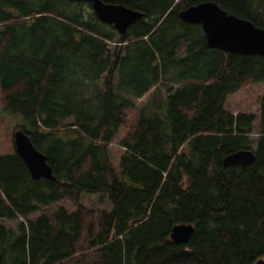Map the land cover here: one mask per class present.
Masks as SVG:
<instances>
[{
    "label": "trees",
    "instance_id": "obj_1",
    "mask_svg": "<svg viewBox=\"0 0 264 264\" xmlns=\"http://www.w3.org/2000/svg\"><path fill=\"white\" fill-rule=\"evenodd\" d=\"M102 1L142 16L119 33L85 12L88 2L0 0V109L15 118L12 150L0 153V264L264 258V92L258 115L226 107L229 94L264 82V56L210 48L201 25L179 17L213 1L264 27V0ZM120 129L116 166L109 146ZM16 130L54 179L31 178ZM238 150L254 160L223 166ZM83 192L111 208L82 206ZM61 200L75 208L47 209ZM179 223L193 226L185 243L170 239Z\"/></svg>",
    "mask_w": 264,
    "mask_h": 264
},
{
    "label": "water",
    "instance_id": "obj_2",
    "mask_svg": "<svg viewBox=\"0 0 264 264\" xmlns=\"http://www.w3.org/2000/svg\"><path fill=\"white\" fill-rule=\"evenodd\" d=\"M70 1L90 3L97 19L112 25L119 33H124L129 25L142 16L138 10L102 0ZM179 17L184 22L200 24L206 44L210 48L235 54L264 56V27L255 26L248 19L227 13L213 1H202L190 5L179 12ZM13 142L31 178L54 179L45 155L34 147L27 134L16 130L13 134ZM254 158L251 150H238L226 155L222 164L225 167L249 164ZM192 231L193 226L190 223L175 224L171 229L170 239L174 243H185ZM254 264H264V260L258 259Z\"/></svg>",
    "mask_w": 264,
    "mask_h": 264
},
{
    "label": "rangeland",
    "instance_id": "obj_3",
    "mask_svg": "<svg viewBox=\"0 0 264 264\" xmlns=\"http://www.w3.org/2000/svg\"><path fill=\"white\" fill-rule=\"evenodd\" d=\"M83 7L85 9V12L91 11V7L88 6V3H84ZM176 86V85H173ZM151 90L146 92L141 98H138L136 100V103L143 104L147 98L150 96ZM264 92V82L259 83H253V84H247L237 90L236 92L229 94L226 98V107L231 110L233 113H236L238 111L243 112H253L256 115L259 114V98L260 95ZM161 94L165 95L164 89H161ZM1 97H0V108H1ZM0 118L3 123H0V153H5L12 150V144L9 142V139L11 138V133L15 126V118L11 115H7L3 113L0 109ZM256 124V123H255ZM124 130L120 129L118 132V135L114 139V141L109 146V152L112 162L117 166L118 162V155L121 152V147L116 144V141L119 137L122 136ZM79 202L82 206H85L87 208H95V207H101L110 209L111 204L108 201L106 197L100 196V194H93V193H82L81 198L79 199ZM64 206L67 208V210H73L75 206L70 203L68 200H61L59 202H56L52 206H50L47 209H55L58 206ZM41 213L40 211L32 213L31 217H34L35 215H38ZM5 225L14 228L17 221L16 220H4L3 221Z\"/></svg>",
    "mask_w": 264,
    "mask_h": 264
},
{
    "label": "bare ground",
    "instance_id": "obj_4",
    "mask_svg": "<svg viewBox=\"0 0 264 264\" xmlns=\"http://www.w3.org/2000/svg\"><path fill=\"white\" fill-rule=\"evenodd\" d=\"M260 259H263L264 260V258H260Z\"/></svg>",
    "mask_w": 264,
    "mask_h": 264
}]
</instances>
